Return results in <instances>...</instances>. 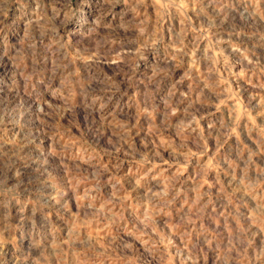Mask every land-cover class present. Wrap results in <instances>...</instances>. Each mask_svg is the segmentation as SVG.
I'll return each instance as SVG.
<instances>
[{
	"label": "rangeland",
	"instance_id": "rangeland-1",
	"mask_svg": "<svg viewBox=\"0 0 264 264\" xmlns=\"http://www.w3.org/2000/svg\"><path fill=\"white\" fill-rule=\"evenodd\" d=\"M0 264H264V0H0Z\"/></svg>",
	"mask_w": 264,
	"mask_h": 264
}]
</instances>
